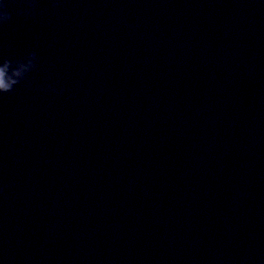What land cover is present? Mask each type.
I'll return each mask as SVG.
<instances>
[{
    "label": "water",
    "instance_id": "obj_1",
    "mask_svg": "<svg viewBox=\"0 0 264 264\" xmlns=\"http://www.w3.org/2000/svg\"><path fill=\"white\" fill-rule=\"evenodd\" d=\"M9 5L0 264H264V0Z\"/></svg>",
    "mask_w": 264,
    "mask_h": 264
},
{
    "label": "clouds",
    "instance_id": "obj_2",
    "mask_svg": "<svg viewBox=\"0 0 264 264\" xmlns=\"http://www.w3.org/2000/svg\"><path fill=\"white\" fill-rule=\"evenodd\" d=\"M52 7H59L60 0H50ZM25 16L34 15L38 7V0H24ZM9 0H0V26L9 23L12 13L9 11ZM39 56L36 52H30L20 58H6L0 56V96L8 95L23 85L26 88L32 86V75L37 72ZM48 94H56L57 89L48 83L45 87Z\"/></svg>",
    "mask_w": 264,
    "mask_h": 264
}]
</instances>
